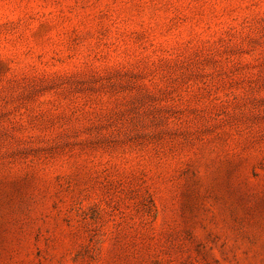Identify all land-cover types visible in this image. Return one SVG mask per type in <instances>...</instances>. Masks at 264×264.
I'll return each mask as SVG.
<instances>
[{
    "label": "rangeland",
    "instance_id": "obj_1",
    "mask_svg": "<svg viewBox=\"0 0 264 264\" xmlns=\"http://www.w3.org/2000/svg\"><path fill=\"white\" fill-rule=\"evenodd\" d=\"M0 264H264V0H0Z\"/></svg>",
    "mask_w": 264,
    "mask_h": 264
}]
</instances>
